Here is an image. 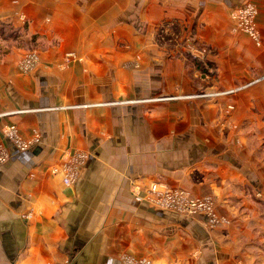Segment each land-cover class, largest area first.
<instances>
[{
    "label": "crops",
    "instance_id": "1",
    "mask_svg": "<svg viewBox=\"0 0 264 264\" xmlns=\"http://www.w3.org/2000/svg\"><path fill=\"white\" fill-rule=\"evenodd\" d=\"M248 2L258 44L231 17ZM0 26V264H264V0H0ZM153 182L213 196L218 223Z\"/></svg>",
    "mask_w": 264,
    "mask_h": 264
},
{
    "label": "built area",
    "instance_id": "2",
    "mask_svg": "<svg viewBox=\"0 0 264 264\" xmlns=\"http://www.w3.org/2000/svg\"><path fill=\"white\" fill-rule=\"evenodd\" d=\"M256 6L248 2L244 6L234 10L231 17L234 21L235 31L246 33L255 43H260L259 35L255 29L254 17L256 14ZM24 64L25 70H29L32 64H35V54ZM6 133L19 148H26L29 142L22 138L21 134L14 128L8 129ZM8 158L7 152L0 148V165L3 164ZM87 160V154L75 153L68 156L65 163L59 167L54 168L53 171L58 170L63 174L64 183L72 185L79 176V168ZM150 199L156 203L158 207L167 210L176 211L186 215L204 214L211 225L218 223V216L215 210V199L211 195L202 197L193 196L187 189L178 187H168L159 182H153L149 188ZM126 264H150L149 261H138L134 258L126 257Z\"/></svg>",
    "mask_w": 264,
    "mask_h": 264
},
{
    "label": "trees",
    "instance_id": "3",
    "mask_svg": "<svg viewBox=\"0 0 264 264\" xmlns=\"http://www.w3.org/2000/svg\"><path fill=\"white\" fill-rule=\"evenodd\" d=\"M169 26V27H168ZM2 26H0V34L3 33L2 32ZM170 29L171 31H174L173 35L167 33V29ZM175 29H177L175 24H171V23H167L164 24L161 29H160V43L161 45H165L168 44L169 46H171L172 44V40L174 39V37L176 36V34L178 33ZM170 31V33H171ZM186 42V40H185ZM186 58L187 61L192 64L193 66H195L197 69H199L201 72H208V68L210 67L209 65H211V63H207L209 61H207L206 59H201L197 56H194L191 52H186ZM203 60V61H202Z\"/></svg>",
    "mask_w": 264,
    "mask_h": 264
},
{
    "label": "rangeland",
    "instance_id": "4",
    "mask_svg": "<svg viewBox=\"0 0 264 264\" xmlns=\"http://www.w3.org/2000/svg\"><path fill=\"white\" fill-rule=\"evenodd\" d=\"M256 13H257V11H256ZM255 16H256V14H255ZM254 23H255V17H254ZM255 29H256V31H257V28H256V25H255ZM257 33H258V31H257ZM258 35H259V33H258ZM259 38H260V35H259ZM261 40V39H260ZM179 44V40H172V44H171V46H176V45H178ZM187 46H191V44H187ZM194 56H197V57H199L200 58V56H198L194 51L193 52H191ZM206 58V55H203L202 56V59H205ZM35 66V64H32V67L29 69V70H31L33 67ZM238 89H234V90H228V91H225V92H221V90H215V91H211V90H204V88H203V92H201L198 96H202V97H215V96H218V95H221V94H224V93H230V92H232V91H237ZM231 109H233L234 107H233V105H230L229 106ZM62 166V165H61ZM60 166V167H61ZM62 173V172H61ZM150 197V196H149ZM148 197V199L151 201V199ZM152 202V201H151ZM155 206H158V205H156V203H154V202H152ZM135 259V258H134ZM136 260H138V261H141L140 259H136Z\"/></svg>",
    "mask_w": 264,
    "mask_h": 264
}]
</instances>
